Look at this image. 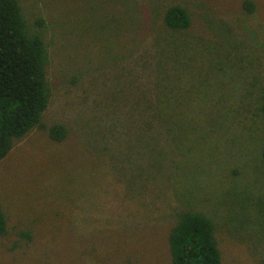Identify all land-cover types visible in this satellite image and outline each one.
Instances as JSON below:
<instances>
[{
    "label": "rangeland",
    "instance_id": "1",
    "mask_svg": "<svg viewBox=\"0 0 264 264\" xmlns=\"http://www.w3.org/2000/svg\"><path fill=\"white\" fill-rule=\"evenodd\" d=\"M245 1L19 0L46 21L42 123L68 133L35 127L0 161V264H172L187 210L221 264H264V0ZM174 4L188 29L166 26ZM150 104L163 131L129 133Z\"/></svg>",
    "mask_w": 264,
    "mask_h": 264
},
{
    "label": "trees",
    "instance_id": "2",
    "mask_svg": "<svg viewBox=\"0 0 264 264\" xmlns=\"http://www.w3.org/2000/svg\"><path fill=\"white\" fill-rule=\"evenodd\" d=\"M243 7L254 9L253 0H246ZM166 26L186 30L191 25L188 10L179 4L171 5L165 14ZM33 28L25 16L19 0H0V161L4 159L17 139L23 138L35 127L45 128L55 141H62L68 133L61 123L46 126L43 115L51 103L48 68L50 51L45 39L44 18H37ZM137 111L136 109H134ZM161 109L148 105L147 114L138 115V122L129 133L163 131ZM259 112L264 115V95ZM145 120H147L145 124ZM143 132V133H144ZM165 148L169 147L166 140ZM264 157V149H263ZM8 233V219L0 206V237ZM32 238L31 235L25 233ZM168 243L172 264H221L222 252L214 221L206 214L187 210L172 226Z\"/></svg>",
    "mask_w": 264,
    "mask_h": 264
}]
</instances>
